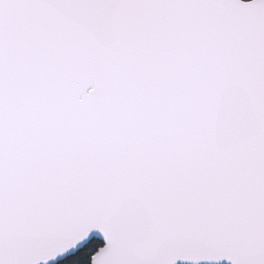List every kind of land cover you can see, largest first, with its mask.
I'll use <instances>...</instances> for the list:
<instances>
[{
    "label": "snow or ice",
    "instance_id": "obj_1",
    "mask_svg": "<svg viewBox=\"0 0 264 264\" xmlns=\"http://www.w3.org/2000/svg\"><path fill=\"white\" fill-rule=\"evenodd\" d=\"M0 264H264V0H0Z\"/></svg>",
    "mask_w": 264,
    "mask_h": 264
}]
</instances>
